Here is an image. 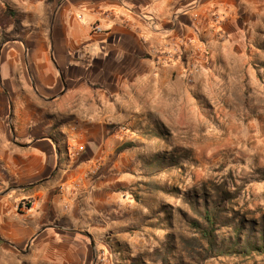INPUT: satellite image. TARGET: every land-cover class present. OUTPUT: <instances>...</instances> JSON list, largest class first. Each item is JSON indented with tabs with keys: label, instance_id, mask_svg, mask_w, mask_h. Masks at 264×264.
<instances>
[{
	"label": "rangeland",
	"instance_id": "1",
	"mask_svg": "<svg viewBox=\"0 0 264 264\" xmlns=\"http://www.w3.org/2000/svg\"><path fill=\"white\" fill-rule=\"evenodd\" d=\"M154 1L139 0V15ZM165 1L192 10L187 52L157 58L171 69L141 80L139 119L107 124L99 154L71 145L92 184L111 185L113 230L124 232L94 246H106L107 264H264V0H157L160 9ZM1 184L0 198L15 187ZM26 246L0 234V264H25Z\"/></svg>",
	"mask_w": 264,
	"mask_h": 264
},
{
	"label": "crops",
	"instance_id": "2",
	"mask_svg": "<svg viewBox=\"0 0 264 264\" xmlns=\"http://www.w3.org/2000/svg\"><path fill=\"white\" fill-rule=\"evenodd\" d=\"M8 2L23 29L14 33L10 22L11 36L0 38V179L15 185L0 198V234L27 241L25 264H107L106 246L93 241L124 234L113 230L112 187L92 184L71 145L86 144L84 158L94 157L107 124L139 119L141 80L171 69L157 62L167 42L187 52L175 40L191 30L192 10L172 13L157 0L140 15L139 0Z\"/></svg>",
	"mask_w": 264,
	"mask_h": 264
},
{
	"label": "trees",
	"instance_id": "3",
	"mask_svg": "<svg viewBox=\"0 0 264 264\" xmlns=\"http://www.w3.org/2000/svg\"><path fill=\"white\" fill-rule=\"evenodd\" d=\"M49 2H53V0H49ZM52 13V12H51ZM6 14L13 19L14 23V33H19L22 31L23 26H22V19L20 18L19 14L17 11H15L13 8L10 6H7ZM52 16V15H51ZM92 87L98 88V85H94L90 83ZM251 246V245H250ZM253 246V245H252ZM257 246V245H256ZM257 248L261 251H264V247L257 246Z\"/></svg>",
	"mask_w": 264,
	"mask_h": 264
},
{
	"label": "bare ground",
	"instance_id": "4",
	"mask_svg": "<svg viewBox=\"0 0 264 264\" xmlns=\"http://www.w3.org/2000/svg\"><path fill=\"white\" fill-rule=\"evenodd\" d=\"M177 40H178V41H177ZM177 40H175V43H179V44H182V45H186V43L184 42L185 38L180 37V38L177 39ZM187 45H188V44H187ZM168 46H171V47L173 48V50H169V49L164 48V49H166V50H165V51H162L161 54H160L162 57H163V56H164V57H165V56L175 57V56L178 55L179 53H182V51L178 49V46H177V45L172 44V43H170V42H167L166 45H165V47H168ZM188 46L190 47V45H188ZM175 48H177L178 51H175V50H174ZM178 52H179V53H178ZM62 211H63V210H62Z\"/></svg>",
	"mask_w": 264,
	"mask_h": 264
},
{
	"label": "built area",
	"instance_id": "5",
	"mask_svg": "<svg viewBox=\"0 0 264 264\" xmlns=\"http://www.w3.org/2000/svg\"><path fill=\"white\" fill-rule=\"evenodd\" d=\"M95 30H96V31H99V32L102 31V29H101L99 26H96V27H95Z\"/></svg>",
	"mask_w": 264,
	"mask_h": 264
}]
</instances>
